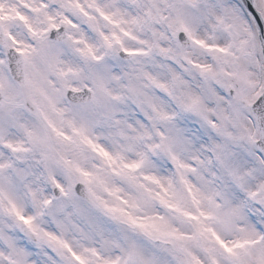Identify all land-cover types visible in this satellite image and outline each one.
<instances>
[{"label": "clouds", "instance_id": "clouds-1", "mask_svg": "<svg viewBox=\"0 0 264 264\" xmlns=\"http://www.w3.org/2000/svg\"><path fill=\"white\" fill-rule=\"evenodd\" d=\"M0 264H264V0H0Z\"/></svg>", "mask_w": 264, "mask_h": 264}, {"label": "water", "instance_id": "water-1", "mask_svg": "<svg viewBox=\"0 0 264 264\" xmlns=\"http://www.w3.org/2000/svg\"><path fill=\"white\" fill-rule=\"evenodd\" d=\"M249 8H250V9L252 8V5H251L250 2H249ZM252 10H253V14L256 15L257 21L259 22V20H260L259 15H257V14L255 13V10H254V9H252Z\"/></svg>", "mask_w": 264, "mask_h": 264}, {"label": "snow or ice", "instance_id": "snow-or-ice-1", "mask_svg": "<svg viewBox=\"0 0 264 264\" xmlns=\"http://www.w3.org/2000/svg\"><path fill=\"white\" fill-rule=\"evenodd\" d=\"M136 166H138V165H129V167H136ZM222 244L224 243L223 241H220ZM225 247H227V245L225 244L224 245ZM229 251H231V249H229Z\"/></svg>", "mask_w": 264, "mask_h": 264}]
</instances>
